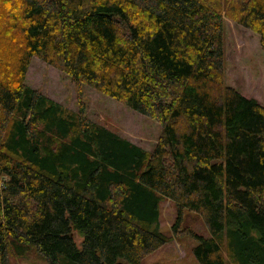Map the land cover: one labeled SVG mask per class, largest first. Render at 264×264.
Here are the masks:
<instances>
[{
	"label": "trees",
	"instance_id": "16d2710c",
	"mask_svg": "<svg viewBox=\"0 0 264 264\" xmlns=\"http://www.w3.org/2000/svg\"><path fill=\"white\" fill-rule=\"evenodd\" d=\"M223 12L264 52V0H0L16 41L0 48V264L11 243L48 264H141L167 242L165 200L173 233L183 211L202 219L198 264L223 248L264 264V106L224 87ZM33 57L71 79L77 114L24 85ZM81 86L156 121L153 150L87 120Z\"/></svg>",
	"mask_w": 264,
	"mask_h": 264
},
{
	"label": "rangeland",
	"instance_id": "374dc122",
	"mask_svg": "<svg viewBox=\"0 0 264 264\" xmlns=\"http://www.w3.org/2000/svg\"><path fill=\"white\" fill-rule=\"evenodd\" d=\"M223 84L234 89L246 99L255 100L264 106V52L259 37L250 30L224 16L223 12ZM10 27L0 26V48L9 50L16 41L6 36ZM16 36L17 32L15 31ZM8 63V59L3 60ZM24 85L60 106L64 114H77L79 101L77 88L70 78L59 69L48 65L37 57L31 58ZM84 116L90 122L102 126L130 143L151 152L157 143L161 127L151 119L139 115L120 102L105 97L88 86H81ZM36 130L42 126L35 125ZM5 177L0 176V186ZM177 212L168 200L159 204L158 230L167 242L157 251L146 257L141 264H198L191 251L195 245L193 234L209 236L202 219L188 211H183L178 234L173 233ZM76 245L81 239L74 234ZM20 247L11 243L8 264H48L33 248L20 252ZM225 264H233L222 250Z\"/></svg>",
	"mask_w": 264,
	"mask_h": 264
}]
</instances>
